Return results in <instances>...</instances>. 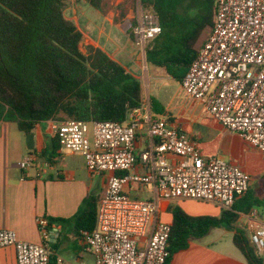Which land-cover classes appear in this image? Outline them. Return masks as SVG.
Wrapping results in <instances>:
<instances>
[{"label":"built area","instance_id":"built-area-1","mask_svg":"<svg viewBox=\"0 0 264 264\" xmlns=\"http://www.w3.org/2000/svg\"><path fill=\"white\" fill-rule=\"evenodd\" d=\"M131 33L145 48L162 27L140 4ZM180 85L213 119L264 155V0H214L213 25ZM143 127L150 144L138 152ZM52 130L60 150L81 155L92 177L109 175L97 202L95 229L81 232L94 264H167L171 224L160 219L159 201H194L228 211L250 189L248 173L220 157H204L197 141L168 117L156 115L144 96L125 122L65 119L53 122ZM40 159L28 154L20 167L34 168ZM40 164L52 166L48 160ZM148 185H153L154 198H134L127 190ZM37 224L39 244L0 229V247L15 249L16 264H51L49 221L39 218ZM248 235L264 257V225ZM63 263L58 257L56 264Z\"/></svg>","mask_w":264,"mask_h":264},{"label":"crops","instance_id":"crops-1","mask_svg":"<svg viewBox=\"0 0 264 264\" xmlns=\"http://www.w3.org/2000/svg\"><path fill=\"white\" fill-rule=\"evenodd\" d=\"M138 4V0H102L101 8L96 10L83 0H71L65 16L82 34L79 47L83 54H87L89 48H98L119 62L128 73L140 80L142 88L146 87L143 96L154 99L162 107L163 113L155 114L168 117L185 134L195 139L204 157H220L250 175L248 193L236 202L239 204L241 200L247 199L246 203H252L253 206L247 213L237 212V225L247 233L253 227L263 226L264 155L213 119L198 102L185 94L180 82V91L166 103L153 96L150 91L152 80L162 78L160 71H167L165 67L148 62L146 47L141 48L134 41L131 30L137 21L135 12ZM210 27L205 28L194 45L196 54L205 42ZM181 33V30H176L160 40V43L153 40L147 46L151 49L155 44L161 47L172 44L175 35L180 36ZM150 67L156 71L151 72ZM52 126V121L35 126L31 133L34 149L29 150L27 134L19 131L14 123L0 122V229L12 230L20 240L39 244L43 240L37 219L45 218L49 221L53 264H56L58 257L64 260L63 264H78L83 261L79 248L74 246L68 249L64 245L60 251V239L70 232L81 242L73 217L86 198L99 200L109 175L92 177L86 168L85 159L78 154L69 152L65 157L60 150L52 157L56 137ZM149 144L147 128L143 127L138 133L137 151L148 148ZM31 153L40 155L39 163L34 168L21 169L20 163ZM45 160L51 161L52 166L42 167L40 162ZM168 160L175 162L176 158L168 156ZM38 171H41V175H38ZM127 190L134 198H154L153 185ZM172 205L181 207L191 216L221 215L220 209L208 204L159 201L160 219L170 224ZM233 235V230L228 228H214L206 236L191 240L189 247L175 254L169 264H248L243 253L234 245ZM0 264H16L13 247H0Z\"/></svg>","mask_w":264,"mask_h":264},{"label":"trees","instance_id":"trees-1","mask_svg":"<svg viewBox=\"0 0 264 264\" xmlns=\"http://www.w3.org/2000/svg\"><path fill=\"white\" fill-rule=\"evenodd\" d=\"M83 1L96 10L102 5V0ZM203 1L201 13L190 18L179 12L182 0H140L144 11L153 12L162 27L156 43L182 31L172 44L145 48L148 62L165 67L178 82L195 58L193 47L199 36L213 25L214 0ZM70 4L71 0H0V122L14 123L25 134L48 121L125 122L130 111L141 105L140 80L98 48L81 52L82 34L65 16ZM150 102L154 113H163L157 101ZM52 150V157L60 151L57 137ZM246 201L236 202L219 217L191 216L172 205L167 264L191 240L221 227L233 230V243L248 264H264L247 231L237 225V212L247 213L253 206ZM97 202L86 198L73 217L79 238L81 232L95 229Z\"/></svg>","mask_w":264,"mask_h":264},{"label":"rangeland","instance_id":"rangeland-1","mask_svg":"<svg viewBox=\"0 0 264 264\" xmlns=\"http://www.w3.org/2000/svg\"><path fill=\"white\" fill-rule=\"evenodd\" d=\"M138 1L139 4L137 5L135 12L136 17L137 9H139L140 5V0ZM202 3L205 4L203 0H182L179 7V12L182 14H186L190 18H194L197 14L201 13ZM150 71L155 72L156 69L150 67ZM160 76H162V78L152 80L150 91L153 92V96H155V98H158L159 100L166 103L172 96H175L180 91V85L177 80L170 78L165 71H160ZM143 90H146L145 86L143 87ZM45 124L47 125V123H43V125ZM62 151L65 154V157H67L69 151ZM64 245H66L68 249H72L74 246H76L77 248H79V251H81L84 264H94V256L91 253L86 252L83 243L78 241L70 232L61 237L60 245L58 247L60 248V251L61 249H63Z\"/></svg>","mask_w":264,"mask_h":264},{"label":"water","instance_id":"water-1","mask_svg":"<svg viewBox=\"0 0 264 264\" xmlns=\"http://www.w3.org/2000/svg\"><path fill=\"white\" fill-rule=\"evenodd\" d=\"M26 144L29 150L34 149V137L31 133L26 135Z\"/></svg>","mask_w":264,"mask_h":264}]
</instances>
